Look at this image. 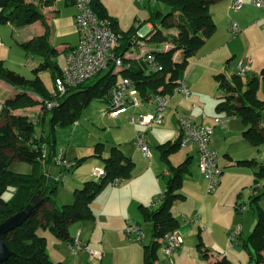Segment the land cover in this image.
Masks as SVG:
<instances>
[{
	"label": "trees",
	"instance_id": "16d2710c",
	"mask_svg": "<svg viewBox=\"0 0 264 264\" xmlns=\"http://www.w3.org/2000/svg\"><path fill=\"white\" fill-rule=\"evenodd\" d=\"M54 1L0 0V25L9 24L22 28L39 21L44 26L43 34L20 44L26 55L38 59L37 66L32 69V80L5 68L0 61V79L15 89L11 96L3 100L0 109V224L22 211L33 196L39 192L42 194V203L21 226L4 236L3 241L12 255L0 264H62L49 259L45 238L38 234V230L50 224L51 231L58 241L69 245L73 242L69 235L71 225L95 220L90 205L96 196L105 187L112 185L115 179L121 181L131 175L134 167L131 159L118 148L111 147L109 157L102 160L105 176L100 180L83 183L74 189L72 203L60 204L56 198L59 181L53 179L45 170V165H50L54 159L56 129L76 122L93 100H108L109 91L118 82V76L121 79H130L135 84L142 102H148L154 95L168 97L172 89L183 81L189 62L216 27L209 11L215 0H154L166 6L167 12L164 15L159 10L149 12L144 23L125 32L119 31L118 23L109 17L100 0H92L95 14L98 18L106 20L118 36V47L113 50L114 56L129 63L130 68L114 72V65L109 64L108 69L95 76L96 79L91 84H80L59 98L49 94L38 77L39 72L48 70L54 80L62 70L56 60L57 50L49 41L50 27L43 13ZM158 18L161 26L155 27L154 20ZM146 23L153 24L154 30L138 38V31ZM134 39L136 42L132 43ZM139 39L149 43L150 51L143 54L153 56L161 66L160 71L150 72L147 66L146 69H133L132 64L125 59V53L132 46H138ZM161 42L168 45L164 48L157 47ZM176 54L178 58H175ZM142 55L137 58L140 59ZM214 79L224 90V95L220 96L215 106L216 113L239 118L246 126L243 137L253 146L264 144V129L261 126L264 119V67L260 69L258 77L252 78L246 86H243L242 77L236 73L231 76L220 73ZM260 81L263 84L261 99L257 97ZM32 94L39 99L33 98ZM53 100L57 101V106L47 109L46 102ZM35 106H40L43 112L32 119L25 113H15L20 109ZM47 116L49 130L44 132L42 128L37 135L35 127L43 125ZM179 144L180 137L174 142L155 147L166 163L169 176L162 194V203L156 209L144 208L142 211L143 222L149 224L151 235L150 243L143 246V264H156L162 238L179 228V222L173 217L171 207L176 200L184 198L177 191L181 187L183 174L188 170L189 161L187 159L173 166L168 159L169 155L181 149ZM43 148L47 151V158L42 166ZM86 160L87 158H81L74 161L72 170ZM14 161L31 164L32 172L14 173L10 170ZM239 164L255 170V183L264 178V165L261 163L255 160H241L235 163ZM7 189L11 190L10 198L4 200L2 196ZM262 196L264 191L250 197L249 206H256V221L246 241L242 240L244 247L251 252L254 264H264V209L258 206ZM236 208L237 205L235 210ZM136 224L140 226V223ZM196 247L201 251L203 258H207V251L199 233ZM213 264L232 263L223 257L215 260Z\"/></svg>",
	"mask_w": 264,
	"mask_h": 264
},
{
	"label": "crops",
	"instance_id": "0c3cea01",
	"mask_svg": "<svg viewBox=\"0 0 264 264\" xmlns=\"http://www.w3.org/2000/svg\"><path fill=\"white\" fill-rule=\"evenodd\" d=\"M232 1L233 0H215L210 6L209 11L216 26L215 30L193 56L183 75V81L188 85L190 95L188 99H185L181 94L168 95L167 109L165 110L163 123L161 125L152 126L146 133V142L151 150V157L149 159H146L133 144L135 133L140 130V128L137 125H131L129 118L139 113L146 114L148 111H152L154 108L153 96L148 102H143L142 106L131 108L126 113L125 120L133 128L128 138L132 149L129 148L128 154H125L121 143L113 142L109 145L118 148L129 157L134 164V169L131 171L130 177L121 180L117 186L109 185L111 186V190L105 194L102 205L99 208L97 207V209L95 208V220L88 222L90 224L91 233L89 238L81 239L83 235V228L81 226L84 222L73 224L69 227V235L73 239L78 235L79 242L83 246L99 251L102 255L99 261L92 260L82 249L77 255L72 253L74 264L81 262L80 260H75L80 257V254L85 256L86 260L91 264H111L113 256H106V254L101 251L108 246V243L110 244L113 234L123 233L128 222L140 223L138 220L143 222V209L149 208L151 203L163 194L169 176L166 163L162 160L160 151L155 149V147L166 142H174L180 137L181 130L178 123L180 117L189 119L196 125L213 126L214 130L210 140V147L217 156V164L219 168L222 169V174L217 189L213 193L207 194V182L197 168L196 146L194 144L189 145L184 149H180L181 151L179 153L177 152L169 155V163L173 166L179 165L187 159L189 161L188 170L183 174L181 187L177 191L182 194L184 198L176 200L171 207L173 217L178 221L177 217L179 216L183 223L181 228L182 234L180 232L181 230H179L180 223L178 228L183 243L170 258L172 260L173 258H178L182 247L186 245L185 234L190 232L191 228L196 227L198 230L197 234L201 232L204 235L206 234L207 236H205L212 241V245H221V247L226 248L223 254H217L215 256V254H211L204 246L210 264H213L215 260H220L223 257L231 260L229 256L230 251H227L228 234L236 226H241V234L239 239L235 241L236 245L241 243L243 236L241 221L238 222L237 220L239 212L235 210V206H249L246 202L250 201V197L264 191V178L259 179L257 183H255L256 177L253 168L240 164L235 165L237 161L241 160H255L264 165V145L253 146L243 137L242 133L245 131L246 126L239 118L230 117L223 128L216 126L214 124V119L216 117L225 116L215 111V106L220 96L216 97L214 100H212L213 98L211 97L212 102H210L209 100L206 101L201 95V92L206 87L209 88L210 82L214 81L217 83L214 79L216 75L223 73L226 75L228 74L227 76H231L234 74L236 72V66L240 61H250L247 66L246 75L249 72V68H253L254 71L258 72L264 67V9L255 8L251 4V0H242L244 5L239 10L234 11L231 9ZM142 5H144V3ZM159 5V3H155V8ZM106 7L110 16V10L108 6ZM165 8L167 10L166 6ZM75 12V4L71 0H55L50 7L43 10L45 21L50 27L49 41L51 45L56 48L57 53L61 52L64 54V58H66L68 52L77 45L79 39L74 23ZM146 12L147 14L144 21L148 18L149 12L151 11L149 10ZM137 22H139L138 18L135 24ZM232 23H235L240 29L236 36H233L230 31ZM127 25L128 24H125L123 26L121 24L120 26L119 21V31L125 32L129 30L131 27L127 29ZM135 27H137V24ZM25 29L29 30V38H22L21 33ZM152 30H154L153 24L146 23L138 32L148 34ZM43 33L44 26L39 21L22 28H15L9 24H2L0 25V45H4L3 41H14L16 44L20 45ZM149 48L148 42H138V46H132V48L125 53L124 57L132 64L133 69H146V65L137 57L142 55L146 49L149 50ZM34 58L33 64L30 66L31 72L38 64V59L36 57ZM175 58H178V54L175 55ZM64 67L65 65L62 66L61 69ZM41 72L38 73V77L45 87L44 81L41 78ZM49 73L52 79L51 72L49 71ZM118 77L117 80L119 81L121 77ZM14 92V87L5 82L4 86H2V92L0 93V105H2L6 97L11 96ZM209 95L211 96L212 92L208 94V96ZM32 97L39 99L34 94H32ZM99 100H101L104 106L101 108L102 114V110L107 107L108 100ZM89 105L83 111L88 109ZM38 108L39 106H36L18 110L15 113L31 112ZM26 115L29 116L28 113ZM72 125L74 129H72V137L69 139V143L66 146L61 144V146L58 147L56 146L55 139L54 152L59 149L64 158L71 162L81 158H87L86 161L91 160L94 163L92 169L104 168L102 160L109 157L110 149H106L105 144L102 142L96 143L94 147L91 148L87 141L76 142L74 136L79 132L82 133V129L80 130L81 124L77 120ZM261 126L264 129V119ZM44 132L47 131L44 130ZM97 145L98 147L96 148L95 146ZM152 145L155 151H152L154 150ZM82 151H85V154H83ZM180 153H182V155H180L179 162H174L172 158ZM56 154L57 153H55L54 156ZM97 160L101 162V165L96 164ZM140 165H143L144 168H140ZM61 172L64 173V170H61ZM76 174L77 172L69 185L67 192L69 198L67 202H59L60 204H70L73 202V191L81 185H79ZM160 178H162V180ZM62 179H64V177ZM70 194H72V196ZM263 198L264 196L260 198L259 202ZM116 207H119V213L113 212ZM259 207L262 208L261 206ZM173 210H175V214ZM245 212H247V210ZM135 218L138 219L135 220ZM187 220L193 221L192 226L186 223ZM144 224L148 225L150 229L149 224ZM54 238V244L58 245L55 247L56 250L68 256V249L63 246L67 244L58 241L55 236ZM209 246L208 249L210 250ZM52 249L54 248L50 247L46 250L47 254L52 261H57L59 258L53 259L51 256ZM233 255L235 256V254ZM157 256H159L158 252ZM64 260L67 261V263L62 262V264H71L68 258ZM156 264L159 263L156 262Z\"/></svg>",
	"mask_w": 264,
	"mask_h": 264
},
{
	"label": "rangeland",
	"instance_id": "374dc122",
	"mask_svg": "<svg viewBox=\"0 0 264 264\" xmlns=\"http://www.w3.org/2000/svg\"><path fill=\"white\" fill-rule=\"evenodd\" d=\"M101 3L104 5L107 11V7L110 10V16L113 20H115L118 23L120 21L121 24L124 26L127 25V29L130 27H135L136 24H142L144 21V18L147 14L146 11L155 12L156 10H159L162 15H164L167 10L164 5L160 4L157 8H155V1L151 0L149 3L145 2L144 5L139 4L136 2V0H100ZM106 4V5H105ZM108 14V12H107ZM109 15V14H108ZM139 19V22H136V19ZM155 27H160V19L154 20ZM22 38H29V30L25 29L23 30ZM143 39H139V42L142 43ZM4 45H0V60H3L4 67L8 68L9 70L17 72V74L23 76L24 78L28 80H32L33 74L31 72V65L33 64L34 57L31 55H26L22 47L18 44H16L14 41H3ZM151 45V44H150ZM168 44L161 42L157 47L164 48ZM151 48V47H150ZM145 50V51H150ZM56 60L60 67L64 66V54L58 53L56 56ZM105 72V71H104ZM102 72V74L104 73ZM236 73V72H235ZM234 73V74H235ZM258 72L254 71L253 68H249V72L246 76L242 77L243 86H246L247 83L254 77H258ZM228 75V74H227ZM41 78L44 81L46 90L49 94L54 93V85L53 81L50 77L49 71L41 72ZM119 78V77H118ZM96 78H92L86 82V84H91ZM6 81L0 79V93L2 92V86H4V83ZM209 88H205L201 95L204 97L206 101H211V97L214 100L216 97H219L221 95H224V90L221 89L218 86V83L212 81L209 84ZM212 95L208 96V94ZM257 97L261 99L263 97V84L260 81L259 87L257 90ZM36 107V106H35ZM104 107L101 100H93L88 109L82 112L80 115V118L78 119V122L81 124L80 130L82 131L77 133V135L74 136V139L76 142H88L90 148L94 147V145L98 142H102L105 144L106 149H110L111 146L110 143L113 142H119L121 143L123 152L125 154H128L129 148L132 149L130 146L131 144L128 141V138L130 136V131H133L132 126L125 120V116L121 115L115 119H111L108 116L101 114V108ZM1 108V105H0ZM27 109V108H26ZM23 110V109H20ZM43 110L39 106L38 109L31 111V112H25L28 113L29 119H32L37 114H42ZM33 114V115H31ZM49 116L46 117L45 122L43 125H37L35 127L36 134H40L42 128H44L45 131L49 130ZM72 129H74L73 125L65 126L62 128H57L55 132V139H56V146H66L69 143V139L72 137ZM264 145V144H262ZM89 148V149H90ZM152 148L154 149V146L152 145ZM85 149V148H82ZM152 151H155L152 150ZM181 150H177L175 153H179ZM59 149L55 150V153H58ZM87 152V151H86ZM83 154H85V151H82ZM154 153V152H153ZM180 154H176L172 159H174V162H179ZM97 165H101V162L97 160ZM94 166V163L91 160L82 162L78 167H76L74 170H65L64 171V179L60 177L59 185H58V192L56 195V198L59 200L60 203L67 202L69 196H68V189L69 185L71 183V180H73V176L76 174V178L79 180V185L88 182V181H96V179L93 177L91 171L92 167ZM42 168V167H41ZM140 168H144L143 165H140ZM134 169V167H133ZM132 169V170H133ZM10 170L14 173L19 174H30L33 170L32 165L26 162H20V161H14L10 165ZM45 170L49 172V175L57 180L60 176L61 169L59 166H57L54 162H52L50 165H45ZM162 180V178H160ZM63 180V181H62ZM163 182V181H162ZM80 185V186H81ZM114 188V187H113ZM112 188V189H113ZM111 190V186L105 187L92 201L91 203V209L93 214H96L97 207L99 208L104 200L105 194L108 193ZM11 190L7 189L3 193V199L8 200L10 198ZM72 193V192H71ZM72 196V194H70ZM72 201V199H71ZM259 202V201H258ZM246 204H249V202H246ZM259 206H261L264 209V198L258 203ZM247 207V212L244 213H238L237 220L238 222L241 221L242 224V231L243 236L242 240L246 241L249 234L252 232L256 218H255V211L256 206L254 208H251L250 206ZM96 208V209H95ZM174 209V208H173ZM115 213H119L120 209L119 207H116L115 210H113ZM175 214V210H173ZM178 221L180 223L181 234L182 232V226L183 223L178 216ZM138 218H135L137 220ZM140 222V227L142 228L143 232L145 233V238L142 241H133L128 240L125 235L121 232L118 234H113L112 240L110 241V244L108 243V246L104 248L101 252H104L107 255L113 256V261L111 264H143L142 257H143V246L146 244H149L151 241V235H150V229L148 225L144 224V222L138 220ZM136 223V222H134ZM83 235L81 239L83 238H89L90 237V224L88 222H84L81 226ZM190 229V228H188ZM197 228H191L190 232L185 234V244L184 247H182V250L178 256V258H173V260L166 256L161 252V250H158L159 256H157V263L159 264H210L208 258H203L201 251H199L196 247L197 245ZM39 235H43L46 241V250H48L50 247L54 248L51 250V256L53 259H57V261H52L54 263L60 262V263H67L64 259H69V262L71 264H74V257L73 254L68 247V245H63L65 248L68 249V256L67 254H64L63 252H59L56 250L55 247L58 245L54 244L55 238L51 231L50 224L46 228H42L38 230ZM206 235V234H205ZM202 232L200 233L201 242L203 245L207 248V250L211 254H223V252L226 250V248L221 247V245H212V241L208 239ZM100 240V239H98ZM52 241V242H51ZM243 241H241L240 244L236 245L234 242L232 245L227 239V251L229 252V256L231 257V260L226 258L228 261H230L232 264H254L252 261V254L249 252L243 244ZM211 246H209V245ZM208 246L210 247V250L208 249ZM55 253V255H54ZM235 254V256L233 255ZM214 256V255H213ZM49 257V255H48ZM176 257V256H174ZM80 258V259H79ZM75 259L76 261H81L78 264H91L86 260V257L80 254V257ZM69 264V263H68Z\"/></svg>",
	"mask_w": 264,
	"mask_h": 264
},
{
	"label": "built area",
	"instance_id": "2783aa9c",
	"mask_svg": "<svg viewBox=\"0 0 264 264\" xmlns=\"http://www.w3.org/2000/svg\"><path fill=\"white\" fill-rule=\"evenodd\" d=\"M75 4L74 23L78 33L79 39L77 45L72 48L65 58V67L61 73L53 80L55 97L64 96L68 90L77 87L80 84L87 82L94 78L99 73L108 69L109 64L114 65V72L123 69H129L130 64L123 61L122 58H117L113 54V50L118 47V36L115 34L109 23L106 20L98 18L92 9V0H71ZM150 0H136L137 3L143 4ZM251 4L257 9H264V0H251ZM244 5L242 0H233L231 9L239 10ZM230 31L233 36H236L240 29L232 23ZM146 33L138 32V38H142ZM134 39L132 43H135ZM141 61L148 67L150 72H158L161 66L157 63L155 58L151 55L143 54L140 57ZM249 60L238 62L236 66V75L239 77L246 76L247 66ZM171 94H181L185 99H188L190 92L185 81H181L172 89ZM139 92L135 84L127 78L120 79L110 91L107 101V107L102 110V115L109 118H117L126 114L131 108H138L142 106L143 102L139 97ZM154 108L146 114H137L129 118L131 125H137L140 130L136 131L133 144L142 153V155L149 159L151 157V150L146 142V133L152 126L161 125L164 120L165 110L167 109L168 97L161 95H154ZM57 106V101L46 102L47 109H52ZM230 117H216L214 124L216 126L224 127ZM181 130L179 147L184 149L189 145L196 146L197 152V168L205 178L206 193H213L220 184L222 169L217 164V156L210 147V140L213 134V126L196 125L189 119L180 117L178 119ZM47 151L42 150L41 164L45 165ZM53 162L60 167L61 170H70L74 166V162L68 161L64 158L61 151H59L53 159ZM60 177L63 178V172H60ZM96 180H100L105 176L103 168H93L91 171ZM120 180L115 179L112 186H117ZM162 195L156 198L150 209H156L162 203ZM237 212L242 213L247 210L246 205H237ZM186 223L192 226L193 221L187 220ZM123 234L128 240L142 241L145 234L142 228L134 222H128L123 230ZM241 234V226H236L228 234V240L231 245L239 239ZM183 240L178 230L167 233L161 240V252L166 256L171 257L182 245ZM71 252L77 255L80 250H84L92 260L99 261L101 253L94 249L83 246L79 242V236L73 239V242L68 245Z\"/></svg>",
	"mask_w": 264,
	"mask_h": 264
},
{
	"label": "water",
	"instance_id": "95a60500",
	"mask_svg": "<svg viewBox=\"0 0 264 264\" xmlns=\"http://www.w3.org/2000/svg\"><path fill=\"white\" fill-rule=\"evenodd\" d=\"M42 203V194L39 192L37 195L33 196L25 208L14 214L13 216L7 218L0 224V263L6 261L12 253L5 245L3 238L10 231L22 225V223L30 216L31 212L37 208Z\"/></svg>",
	"mask_w": 264,
	"mask_h": 264
}]
</instances>
